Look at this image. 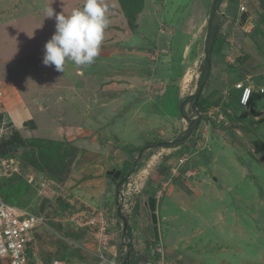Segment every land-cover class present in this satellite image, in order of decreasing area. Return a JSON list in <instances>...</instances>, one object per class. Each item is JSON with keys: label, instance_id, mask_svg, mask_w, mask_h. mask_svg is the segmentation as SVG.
<instances>
[{"label": "rangeland", "instance_id": "obj_1", "mask_svg": "<svg viewBox=\"0 0 264 264\" xmlns=\"http://www.w3.org/2000/svg\"><path fill=\"white\" fill-rule=\"evenodd\" d=\"M58 1L0 0V33L3 27L9 30L2 48L12 46L9 61L7 50L0 47L3 105L18 135L25 142L36 141L21 143L12 156L2 158L18 162L19 169L2 180L0 199L40 218L33 243L40 261L100 264L95 230L76 224L79 215L87 221L92 213L102 214L113 238L125 225L130 236L148 233L143 245L148 247L155 242L147 206L152 197L157 247L166 257L180 264H264V129L248 108H240L237 92L229 88L240 77L254 88L264 84V0H221L212 15L217 30L211 71L197 99L206 101L205 109H199L203 114H198L192 105L197 100H190V95L204 68L205 21L213 0H200L204 16L200 10L190 11L194 0H141V17L138 12L122 13L121 1L102 0L109 20L104 47L85 67L110 73L101 83L97 76V93L89 96L86 83L92 80L78 77L86 71L80 68L76 76L74 64L68 62L64 73L57 72L43 65L44 54H33L48 33L54 34L55 14L70 15L84 5V0ZM50 7L53 18L46 17ZM133 24L139 26L134 32ZM125 49L138 53L120 57ZM184 52L185 62L180 64ZM125 70L142 81L130 87L138 80L129 79L125 84L145 89V105L137 114L149 115L154 127L132 119L129 123L140 104L131 107L124 121L108 127L104 120L97 124L118 107L117 87L125 80L117 77ZM224 70L227 90L219 84L224 76L218 73ZM56 97L61 101L55 102ZM109 97L112 103L104 107ZM96 105L98 115L87 111ZM249 106L264 112V95H253ZM82 111L87 116L81 122L90 125L81 132L87 133L70 134L72 125L79 126ZM198 118L200 127L185 135L189 121L193 124ZM184 155L180 165L178 159ZM120 169L125 181L118 184L121 174L113 179L107 172ZM134 246L138 247L136 241ZM120 248L117 243L121 259Z\"/></svg>", "mask_w": 264, "mask_h": 264}, {"label": "built area", "instance_id": "obj_2", "mask_svg": "<svg viewBox=\"0 0 264 264\" xmlns=\"http://www.w3.org/2000/svg\"><path fill=\"white\" fill-rule=\"evenodd\" d=\"M244 8L241 7V12ZM234 88L240 91L238 98V104L241 107H246L251 96L252 86L244 85L242 82H236ZM255 92L264 94V86H257ZM198 114H201L198 112ZM212 114V113H211ZM210 117V115L208 116ZM220 120L222 119L219 115ZM220 122V121H217ZM16 130L15 124L9 117L7 110L3 105V92L0 88V140L8 138ZM185 161V155L178 159V163L181 165ZM18 162L12 159L0 158V180L4 177H9L12 174L18 172ZM173 172V170H172ZM123 196L122 194L119 197ZM90 214L89 220L85 221L78 216L79 221L76 222L78 227H93L95 233L92 235L95 240V249L97 259L100 264H123L120 261L115 262L110 260L106 255L113 258L116 256L117 244L113 243L117 241L122 247L119 251L122 256H126V252L129 248V244L132 243L129 237L125 236L122 226L121 231H117L116 238H113V234L107 233L109 228L106 227V220L100 215ZM94 217V218H93ZM40 218L31 214L26 209L15 205L8 204L0 199V262L1 264H79L77 261H65L54 259L48 263H43L37 257L33 251V243L35 241L34 232L35 229L40 226ZM87 224V225H86ZM121 224V223H120ZM123 229V230H122ZM93 247V248H94ZM136 255H133L135 264H141L140 260H143V264H180L176 259L166 257L161 247L149 246L146 250L136 251ZM125 254V255H124Z\"/></svg>", "mask_w": 264, "mask_h": 264}, {"label": "clouds", "instance_id": "obj_3", "mask_svg": "<svg viewBox=\"0 0 264 264\" xmlns=\"http://www.w3.org/2000/svg\"><path fill=\"white\" fill-rule=\"evenodd\" d=\"M107 13L108 8L102 0H84L83 7L72 10L70 15L55 14V32L44 46L43 65L54 66L61 73H64L68 62L79 67L92 65L100 55L105 30L109 24ZM53 16L54 10L50 7L46 10V17ZM240 108L249 110L252 107L247 105ZM131 246L132 243L129 248Z\"/></svg>", "mask_w": 264, "mask_h": 264}, {"label": "crops", "instance_id": "obj_4", "mask_svg": "<svg viewBox=\"0 0 264 264\" xmlns=\"http://www.w3.org/2000/svg\"><path fill=\"white\" fill-rule=\"evenodd\" d=\"M58 1V0H57ZM64 1V0H63ZM62 1V2H63ZM58 3H60L59 1H58ZM61 4V3H60ZM194 6H196V7H194ZM155 9H158L160 6H158V7H156V6H153ZM191 9H190V11H192V10H200V13H201V15H203L204 16V14H203V9H202V3H200V0H199V3H198V0H194L192 3H191ZM152 8V7H151ZM151 8H149V9H151ZM154 9V10H155ZM144 10H146L147 11V8L146 9H144ZM153 10V11H154ZM152 11V12H153ZM142 12V10L139 12V17H141V15H140V13ZM205 21V20H204ZM206 22V21H205ZM138 24H139V21H138ZM136 28H135V30H133L132 32H134V31H136V30H138V27L139 26H135ZM7 27H3V31L0 33V34H3L2 35V37L3 38H0V47L2 48V47H6V45H7V43L5 42V41H7V39H6V37H5V35L8 33V29H6ZM49 34V36L50 37H46V38H43L42 39V42H39V45H37L36 47H35V50H36V52H33V54H37L38 53V55L39 54H44V46H45V44H46V42L47 41H49L50 39H51V37H52V35L53 34H50V33H48ZM3 44V45H2ZM2 45V46H1ZM11 47L12 46H9V49H5V48H2V49H4V50H7V54L8 55H5V57L6 58H8L7 59V61H9L10 59V55H9V50L11 49ZM102 47H104L103 45H101V48ZM121 47H124V46H121ZM186 48V46L184 45L183 46V50ZM126 51H124V52H119V56L121 57V56H123V55H125V56H127V55H134V54H137L138 53V51L136 50V52H128V50L127 49H125ZM185 51V50H184ZM29 52H31V51H29ZM183 54V53H182ZM187 55V52H184V54H183V56L181 57V63L180 64H183V61H184V58H186L185 56ZM106 56V55H105ZM106 57H108V56H106ZM3 58V57H2ZM183 58V59H182ZM103 61V60H102ZM185 62V61H184ZM119 65H121L122 66V64H120V62H119ZM109 67V66H108ZM80 68L82 69V70H84V71H86L85 73L83 72H81L82 73V75H80V76H78V77H81L82 79H86V80H88V81H90V80H92L91 81V83L90 82H87L86 84H88L87 86H89L88 88H86V92H88L87 93V96H89L90 94H96L97 93V89H95V86H96V82H97V80H96V78H97V76H98V78H99V81H100V83H101V80H106L107 79V77H109V73H110V71H109V69H106L105 71H103V72H100L101 74H98V73H94V72H90L89 71V69L87 70V67H79V66H76L75 64H74V70L73 71H75V75L77 76V74H79L80 72H78L79 70H80ZM129 69V68H128ZM128 71H126L125 70V73H122V74H120L118 77H117V80H119V79H121V80H125V82H123V84L124 85H126L125 83H127V81L129 80V79H137L138 81H134V83L132 84V85H130V87L131 86H136V85H138L139 84V80L140 79H138V77H132V75H128ZM69 74V76H74L72 73H68ZM102 75V76H101ZM181 75H183L182 77H184V75L185 74H181ZM78 80V79H77ZM0 81H3V75H2V73H1V70H0ZM235 81H242V82H244V79H241V78H236V80ZM142 82V81H141ZM140 82V83H141ZM122 84V81H121V83L119 84V86L117 87V94H118V92H119V94L116 96V102H117V105H118V107L116 108V109H114V110H111L110 112H112L109 116V118H106V116L105 117H103V118H100V120L99 121H97V124H99V122H101V121H105V125H106V127H108V125L109 124H111L112 122H115V121H124L125 120V118H126V114H128L130 111H131V107H133V105H135V104H140L139 105V107H137V108H133L134 110V114H133V116L131 117V118H128L129 119V121L132 119V120H136V121H140V123H138L139 125H144V126H146L147 125V127L149 128V127H154V120L149 116V115H147L145 118H142V116L141 115H138L137 113H138V110L139 109H142V107H144V102L146 101L145 100V97H146V93H145V89L142 87L141 89H135V88H129V85H126V87L124 86ZM116 85V84H115ZM120 85L122 86H124V88L123 87H120ZM153 85V84H152ZM151 84L149 85L150 87L152 86ZM263 84H261L260 82H259V86H262ZM55 86V85H54ZM110 86V85H109ZM231 87H232V83L230 84V89H231ZM55 88H57V86H55ZM62 89H63V91H64V87L62 86L61 87ZM228 88H226L225 90H227ZM105 91V90H104ZM110 91H112V90H110ZM57 93L59 94V93H62V92H58L57 91ZM58 94H57V97H58ZM57 97H56V101L55 102H59V101H61V99L59 100V99H57ZM117 98H119L118 100H117ZM110 99V100H109ZM108 100L109 101H106L104 104H106L104 107H107V106H109V103H112L111 101V97H109L108 98ZM45 105H47L48 107H49V105L48 104H46L45 103ZM121 105L123 106V107H121ZM84 106H82L81 107V109L83 108ZM97 108V109H96ZM80 110V109H79ZM91 110H93L94 111V113L95 114H97L98 115V111L100 112V109L98 108V106L96 105V106H94V108L92 107V108H89L87 111H91ZM84 111V110H83ZM83 111L81 112V113H83ZM97 112V113H96ZM84 115L80 118V120H79V126L77 125L76 127L75 126H73L72 125V129L71 128H69L71 131H70V134H73V133H87V132H81V128H88V126L90 125V124H87V123H84V122H81L82 121V119H85L86 118V116L87 115H85L86 113L84 112L83 113ZM154 115V114H153ZM168 116V115H167ZM168 117H170V116H168ZM94 120H97L96 118H94ZM91 121L94 123V122H96V121H93V119H91ZM77 123V120H74V122H73V124H76ZM129 123H131V121L129 122ZM113 125V124H112ZM111 125V126H112ZM93 126H97L95 123H94V125ZM158 126V125H157ZM99 128H102L101 126H99ZM264 129V128H263ZM93 134V133H92ZM74 135V134H73ZM93 136H95V133H94V135ZM90 142H93V140L92 141H90ZM94 145H95V142H94ZM161 165V160H159V166ZM171 169V168H170ZM169 170V169H168ZM172 170V169H171ZM170 170V171H171ZM121 169H120V174H121ZM163 173H158V175H162ZM206 183V181H203L202 182V184H205ZM147 206H148V209H149V200H148V203H147ZM116 222V224L118 223V225L120 224L118 221H115ZM157 233H158V228H157ZM152 234H153V228H152ZM137 237H136V236ZM131 237V241H132V244H133V247L132 248H129L128 250H127V254H126V256L127 255H130V256H133V255H136V251H138V250H146V248L147 247H144L143 245H147V242H148V240H149V236H148V233H145V234H142V236H138V233H134V232H132V236H130ZM158 239V238H157ZM136 241V243L138 244V247H135L134 246V242ZM154 241V240H153ZM119 244V243H118ZM120 245V244H119ZM122 248V247H121ZM121 248L119 249V251L121 250ZM135 248V249H134Z\"/></svg>", "mask_w": 264, "mask_h": 264}, {"label": "trees", "instance_id": "obj_5", "mask_svg": "<svg viewBox=\"0 0 264 264\" xmlns=\"http://www.w3.org/2000/svg\"><path fill=\"white\" fill-rule=\"evenodd\" d=\"M117 1H121L123 3L122 4V8H123L122 13H126V14L127 13H132L134 15L137 12L139 13L141 11V9H142V2H141V0L140 1L139 0H117ZM140 2H141V4H140ZM220 3H221V0H213V2H212V8H211V11L209 13L210 15H208V18L206 19V23H207L206 31L207 32H206V38H205L206 45H205V50H204V52H205V62H204V68L199 73V78L197 79L196 89H195L194 93L192 95H190V100H193V101L194 100H197L199 98L200 94H201L202 89H204L206 86H208L206 83L208 82V71L209 72L211 71V69H209L210 68L209 58H210V52H211L210 50L212 48L213 41H215V34H216V30H217V23H212V15L216 11V9L220 5ZM133 26H134V24H133ZM134 27H131L132 30H134L133 29ZM225 70L222 73H218V76H220V77L221 76H224V77L220 78V80L221 79L222 80L219 83L220 84V88H223V89L224 88H227L229 86V83L227 82V80L225 78L226 75H227V73L225 72ZM221 74H223V75H221ZM240 78L243 79V77H240ZM236 82H239V81L231 82L232 83V87H231L230 90H232L234 92L235 91L237 92L236 97H237V104H238V98H239V95H240V91H238V90H236L234 88V84ZM242 83L244 85H247L248 84L245 81L242 82ZM262 86H264V84ZM255 88L252 86V89L253 90L251 92V96H250V99L248 101V106L250 105V102L252 101V96L253 95H264V94H259V93L255 92ZM205 102H204L203 99H200V100H197V102H193L192 105L197 106L196 108L198 109V112L201 113V111H199V109H205V106L207 105ZM201 114H203V113H201ZM189 123H190V125H189V128L187 129L188 131L185 133V135H187L194 128L198 129V127H200V125H201V119L198 118L196 121H192L193 124H191L190 121H189ZM27 142H30L32 144H35L36 141L29 140ZM27 142H25L18 135L17 131H14L13 134L10 135L8 138H4V139H1L0 140V158H7V157L12 156L14 154L15 150L17 149V147L21 143L25 145ZM47 144L49 145L50 143H47ZM169 146H171L170 143L169 144H165V147H169ZM51 147H53V149L55 151L59 150L58 149L59 148V145H57V144H52ZM122 174H123V172L121 171V175H120L118 184H119V182L123 183L125 181V178L123 177ZM3 179L4 178H2L0 180V187L1 186L4 187V185H3L4 183L3 182H5V181ZM2 180H3V182H2ZM126 226L127 225L124 226L125 236L126 237H130L128 228ZM152 242L153 243L151 245H149V246H153V245L156 244L154 241H152ZM113 243H116L117 244V241H114ZM110 257H111V255H110ZM132 257L133 256L127 255V256H122V258L120 259L118 257V255H116V256H113V258L112 257L111 258L114 259L115 262L120 261L123 264H135V261L132 259ZM69 261H71V260H69ZM129 261H131V262L129 263Z\"/></svg>", "mask_w": 264, "mask_h": 264}, {"label": "water", "instance_id": "obj_6", "mask_svg": "<svg viewBox=\"0 0 264 264\" xmlns=\"http://www.w3.org/2000/svg\"><path fill=\"white\" fill-rule=\"evenodd\" d=\"M249 114L252 115L253 117L255 118H258V123L260 125V127L264 128V112L262 111H255L253 108H249L248 110ZM120 174L119 171H116V172H113V171H110V172H107V175L109 176H112L113 179H116L118 177V175ZM214 181L215 178L213 179ZM149 209H150V220H151V223L153 225V235H154V238L155 240H157V225H156V218H155V213H154V201L153 199H149Z\"/></svg>", "mask_w": 264, "mask_h": 264}]
</instances>
